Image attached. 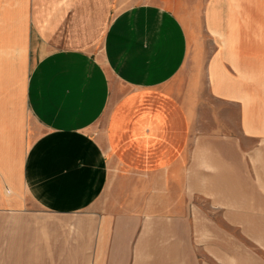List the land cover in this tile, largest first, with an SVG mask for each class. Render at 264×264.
<instances>
[{"label": "crops", "instance_id": "1", "mask_svg": "<svg viewBox=\"0 0 264 264\" xmlns=\"http://www.w3.org/2000/svg\"><path fill=\"white\" fill-rule=\"evenodd\" d=\"M162 1L0 5L3 191L24 189L71 214L102 198L114 177L119 212L100 214L95 245L100 257L113 239L111 264H129L144 223L150 232L182 222L199 148L230 159L247 141L264 142V0ZM211 184L215 200L247 209L243 223L264 241V215L254 212L264 198L243 175ZM87 255L71 257L88 264Z\"/></svg>", "mask_w": 264, "mask_h": 264}, {"label": "rangeland", "instance_id": "2", "mask_svg": "<svg viewBox=\"0 0 264 264\" xmlns=\"http://www.w3.org/2000/svg\"><path fill=\"white\" fill-rule=\"evenodd\" d=\"M117 1L129 4L145 0ZM38 46L41 48L40 43ZM208 119L213 120L212 112ZM245 148L246 153L231 151L230 159L217 149L199 148L197 166L189 169L195 182L188 185V205L182 214L187 215L181 223L166 222L158 228L150 225V232L144 223L131 243L129 264H136L137 255L145 258L146 264H264V241L255 238L243 223L247 209L215 200L217 191L211 190L215 176L235 181L243 175L250 193L264 198V142L247 141ZM113 181L114 177L105 195L92 206L59 214L38 205L24 189L15 196L12 186V194L3 191L0 179V198L6 200L5 206H0V264L25 262L29 255L33 264H75L71 255L79 251L88 254V264H111L116 251L113 239L105 242V254L100 257L95 245L99 242L100 214L119 212L113 206L116 200L112 197L117 193ZM234 184L228 187L243 189ZM260 206L254 211L257 216L264 215V204ZM112 226L115 232L116 223Z\"/></svg>", "mask_w": 264, "mask_h": 264}]
</instances>
